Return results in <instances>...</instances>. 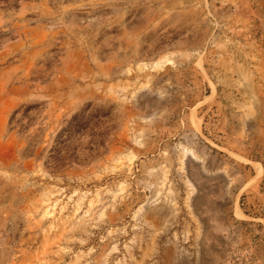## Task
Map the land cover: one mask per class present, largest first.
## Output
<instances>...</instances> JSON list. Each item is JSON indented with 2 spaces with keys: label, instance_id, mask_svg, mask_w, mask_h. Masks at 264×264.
I'll use <instances>...</instances> for the list:
<instances>
[{
  "label": "rangeland",
  "instance_id": "obj_1",
  "mask_svg": "<svg viewBox=\"0 0 264 264\" xmlns=\"http://www.w3.org/2000/svg\"><path fill=\"white\" fill-rule=\"evenodd\" d=\"M262 215L264 0H0V264H264Z\"/></svg>",
  "mask_w": 264,
  "mask_h": 264
},
{
  "label": "trees",
  "instance_id": "obj_2",
  "mask_svg": "<svg viewBox=\"0 0 264 264\" xmlns=\"http://www.w3.org/2000/svg\"><path fill=\"white\" fill-rule=\"evenodd\" d=\"M32 108H33V107H26L25 110H24L23 112H24V113H28V112L30 111V109H32ZM17 112H18V110H15V111L12 112V114H11V116H10V120L13 119L14 115H15ZM240 199H242V196H241ZM240 208L242 209V212H243L244 215H248V213H246V212L244 211L243 207H242V202H241V200H240ZM262 217L264 218V215H262Z\"/></svg>",
  "mask_w": 264,
  "mask_h": 264
},
{
  "label": "bare ground",
  "instance_id": "obj_3",
  "mask_svg": "<svg viewBox=\"0 0 264 264\" xmlns=\"http://www.w3.org/2000/svg\"><path fill=\"white\" fill-rule=\"evenodd\" d=\"M261 171H262V170H261ZM257 173H258V174L260 173V168L257 169ZM258 174H257V175H258Z\"/></svg>",
  "mask_w": 264,
  "mask_h": 264
}]
</instances>
